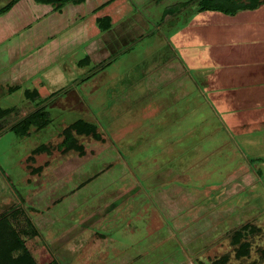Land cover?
I'll list each match as a JSON object with an SVG mask.
<instances>
[{
	"label": "rangeland",
	"instance_id": "374dc122",
	"mask_svg": "<svg viewBox=\"0 0 264 264\" xmlns=\"http://www.w3.org/2000/svg\"><path fill=\"white\" fill-rule=\"evenodd\" d=\"M104 1L76 5L80 40L39 72L15 74L12 64L37 67L43 51L12 63L4 52L13 47L0 37V111L12 105L0 117H13L4 124L15 120L36 78L75 94L29 136L0 128V215L20 209L12 225L36 230L22 236L36 264H215L225 256L224 264H264V103L214 96L179 63L169 38L194 5L174 16L167 8L185 0H115L99 8ZM50 8L12 1L0 23L34 25L38 15L58 16ZM104 15L118 23L101 34ZM93 43L107 53L101 66L82 62ZM251 86L237 89L250 94ZM79 116L102 135L78 138L84 154L62 152L61 131ZM42 141L45 151L27 160ZM239 243H248L246 254Z\"/></svg>",
	"mask_w": 264,
	"mask_h": 264
},
{
	"label": "crops",
	"instance_id": "0c3cea01",
	"mask_svg": "<svg viewBox=\"0 0 264 264\" xmlns=\"http://www.w3.org/2000/svg\"><path fill=\"white\" fill-rule=\"evenodd\" d=\"M12 1L17 2L18 0H4L0 2V19L4 17V9ZM31 1L38 4L50 5V12H54V14L56 13L58 16L52 14L51 17H46L47 13H45L43 17L38 15L34 25L29 23L20 25L16 19H11L9 22L4 21L2 24L0 23V37L2 40H9L10 46L13 47L4 52L5 56L9 55L13 57L10 59V62L12 61V63H14L16 55L17 58H19L27 51H33L32 49L39 53L43 51L41 56L43 61L39 59L40 62L38 61L37 67L22 66L19 68V65L12 64V71L15 74L18 73V71L35 73L43 70L46 62L53 63L63 55L70 53L76 45V41L80 40L78 39L80 34H83V27H79L76 24L75 13L77 8L76 5L82 4L86 0L80 3L67 1L60 6L53 2L45 3L36 0ZM108 1L109 0L102 2L98 7L100 8L107 5ZM114 1L115 0L112 2ZM29 6L30 5L26 3L25 7L29 9ZM111 23L113 25L110 28L103 31L100 30L101 34L110 31L118 21L113 23L111 20ZM100 37L101 35L98 38L99 40L102 38ZM173 43L179 48V54L183 58L187 69L195 72L197 78L203 83L202 85L204 86V84H206V88L211 89V91H213L211 93H214V96L220 97L221 95L222 97L226 94L231 100H241L244 106L248 103L250 104V101H253V99L262 100L264 103V5L251 12H246V14L240 18L229 17L228 20H221V18L214 19L207 14L196 13L187 24L176 32L175 36H173ZM96 44L98 43H93L85 50L83 56L84 61L82 60L84 65L97 67L107 62V53L104 52V54H101L103 49L101 47L97 49L98 51L95 50L93 46ZM98 46L99 45H97V47ZM121 46H124V44ZM105 48H107V45H105ZM98 52L103 55V57L97 58L96 54ZM46 57L47 60L44 61ZM3 66L5 65L3 64ZM204 75H208L207 77H209V80L205 79ZM203 78L208 81L212 79L213 83L211 84L209 82V84L207 83L208 81L206 82ZM33 81L35 85L29 86L23 93L24 97L22 102L19 103L20 107L15 111V120L9 122L11 124H8L6 120V124H4V119L13 118L11 116L2 118L3 114L6 115L11 113L12 105L9 104L2 109L4 113L1 115L2 117H0V121L3 122V126L0 125V128L12 129L15 127L16 131L14 133L17 134L19 132V134H21L20 137H22V135L29 136L33 134L31 132L32 130L43 129L44 127L41 128V126L45 124L37 122V124L34 123L35 125H26L24 120H27L30 116L37 119V115H39V112H37L38 110L43 109L46 114L47 111L54 108V105L60 103L61 100L68 99L69 101L70 94H74V92L68 91L66 90L67 88L60 87L58 84H49L46 83L45 80H37V78ZM243 84L252 85L250 94H243V92L237 89L238 85ZM17 86L18 84H11V86L9 85V89ZM60 89H65L62 95L60 94ZM71 97L74 99L75 96ZM70 103L73 104V101L71 100ZM16 104L17 103H13V106H17ZM28 106H34V109L32 108L29 112L25 111ZM46 106L50 107L47 108ZM22 110H24V112ZM79 118L84 119L80 116L74 117L73 119H69L71 121L66 126H69L70 123H73ZM49 120L50 119H48V121ZM94 125L96 129H98L96 123H94ZM32 126H34V129ZM29 130L31 131L29 132ZM97 133L102 135L98 130ZM83 137L88 136L83 135ZM49 141L50 140H47L46 142ZM61 142H59L60 145ZM45 143L42 141L32 148L29 155L26 156L27 160L29 159L32 161L34 154L43 153L45 150H42V148ZM82 146L83 152H81V154H84V145L82 144ZM59 149L64 152V145Z\"/></svg>",
	"mask_w": 264,
	"mask_h": 264
},
{
	"label": "trees",
	"instance_id": "16d2710c",
	"mask_svg": "<svg viewBox=\"0 0 264 264\" xmlns=\"http://www.w3.org/2000/svg\"><path fill=\"white\" fill-rule=\"evenodd\" d=\"M38 2H53L58 6L63 3L69 1L73 3H80L83 0H36ZM113 0H109L107 3L112 2ZM194 5V13L190 15V17H186L176 25V29L172 32L171 36L175 35L177 31L180 30L182 26L187 24V22L196 14L203 13L207 14L214 19L218 18L221 20H228L229 17L240 18L246 14V12H251L252 10H256L264 5V0H185L175 3L167 8L166 12L169 14L180 15L184 8ZM9 6V5H8ZM98 25L100 30H106L112 26L111 19L109 16H104L102 18H98ZM173 23L170 26H174ZM169 43L173 50L177 53L179 57V63H184L183 58L179 54V48H177L173 43V38H169ZM109 64L111 61L108 62ZM185 65V63L183 64ZM39 115H37V119L30 116L27 120H24L26 125H31L36 122L44 123L42 117L45 116V112L43 109L38 110ZM47 114V113H46ZM36 116V115H35ZM63 139L61 145H64V152L68 150H79V152H83V146L79 143L78 138L83 135L93 136L95 138H100V135L97 133V129L92 122V120L88 119H76L73 123H70L69 126L63 128ZM20 214V209H13L10 215H0V264H36L33 256L25 247L23 241V234L26 235H35L37 232L33 228V226L28 225L27 216L24 217L27 227L29 230H25L21 227V229H17L12 225L11 219ZM241 232L239 230H235V233L232 236H235V239H238L241 236ZM246 247H248V243H239L238 250L239 254H246ZM264 255V250H263ZM226 256L222 259H218L215 264H224L226 262Z\"/></svg>",
	"mask_w": 264,
	"mask_h": 264
}]
</instances>
